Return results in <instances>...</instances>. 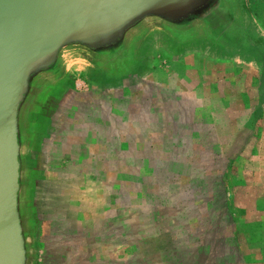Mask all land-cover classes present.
<instances>
[{
    "label": "rangeland",
    "instance_id": "obj_1",
    "mask_svg": "<svg viewBox=\"0 0 264 264\" xmlns=\"http://www.w3.org/2000/svg\"><path fill=\"white\" fill-rule=\"evenodd\" d=\"M242 3L264 34V0ZM145 75L69 81L42 155L37 264H119L125 244L143 264L167 246L264 264V64L156 43Z\"/></svg>",
    "mask_w": 264,
    "mask_h": 264
},
{
    "label": "water",
    "instance_id": "obj_2",
    "mask_svg": "<svg viewBox=\"0 0 264 264\" xmlns=\"http://www.w3.org/2000/svg\"><path fill=\"white\" fill-rule=\"evenodd\" d=\"M156 43L264 64L242 0H0V264H37L42 155L69 81L135 86Z\"/></svg>",
    "mask_w": 264,
    "mask_h": 264
},
{
    "label": "crops",
    "instance_id": "obj_3",
    "mask_svg": "<svg viewBox=\"0 0 264 264\" xmlns=\"http://www.w3.org/2000/svg\"><path fill=\"white\" fill-rule=\"evenodd\" d=\"M132 95V94H130ZM164 96H166V94L164 93ZM129 108H130V104H129ZM116 112L112 114V116L115 118V115H117L118 110H115ZM128 124V119L125 117L122 119L121 124L119 125V130H123L125 131V125L127 126ZM93 156H91L92 158ZM92 163V161H91ZM163 219L165 218V223L170 222L168 216L166 214H164ZM169 225L166 224L165 228H169ZM167 231H164L163 233H166ZM170 233V232H169ZM172 234V233H171ZM179 247H185V246H179ZM179 247H175V246H167L166 248H164L161 253H159L158 255H161V263L157 262L158 264H197L196 261L198 258V254L196 255H191L189 254L186 249L187 248H179ZM125 249V253L123 252V254L125 256H123V261L126 262L123 264H129V260H130V253H131V246H128L127 244L123 245V247ZM188 260V261H187Z\"/></svg>",
    "mask_w": 264,
    "mask_h": 264
},
{
    "label": "trees",
    "instance_id": "obj_4",
    "mask_svg": "<svg viewBox=\"0 0 264 264\" xmlns=\"http://www.w3.org/2000/svg\"><path fill=\"white\" fill-rule=\"evenodd\" d=\"M147 100V96H144V95H140L138 98H137V102H139V104L140 103H145V101ZM132 102H134V104L135 103H137L136 101H129V104H131ZM125 127H126V125H125ZM126 129V128H125ZM182 210H184L183 209V207H182ZM233 240L235 241V239L233 238ZM226 242V241H225ZM228 256V255H227ZM237 257H238V259H241L242 260V262H241V264H244V261H243V255H242V252H240V253H237ZM237 259V260H238ZM223 260H225V257H223ZM127 261V260H126ZM125 261V262H126ZM124 261H117V263H119V264H123V263H125ZM127 264V263H126ZM129 264H143V262L140 260V256L139 255H133V254H130V260H129ZM146 264H147V262H146Z\"/></svg>",
    "mask_w": 264,
    "mask_h": 264
}]
</instances>
